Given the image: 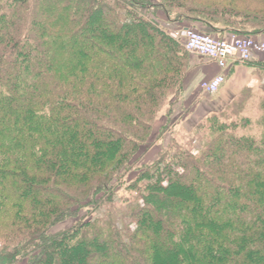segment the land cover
I'll use <instances>...</instances> for the list:
<instances>
[{
  "label": "trees",
  "instance_id": "trees-1",
  "mask_svg": "<svg viewBox=\"0 0 264 264\" xmlns=\"http://www.w3.org/2000/svg\"><path fill=\"white\" fill-rule=\"evenodd\" d=\"M185 29L264 0H0V264H264V96L177 138Z\"/></svg>",
  "mask_w": 264,
  "mask_h": 264
},
{
  "label": "crops",
  "instance_id": "crops-1",
  "mask_svg": "<svg viewBox=\"0 0 264 264\" xmlns=\"http://www.w3.org/2000/svg\"><path fill=\"white\" fill-rule=\"evenodd\" d=\"M231 38L232 35L229 34L224 36L226 40H230ZM257 38L264 40V33ZM219 73V68L209 60L204 65L190 66L181 97V100L183 99V102H185V108H188L186 102H190L189 110L192 106L194 108L195 105L199 104V99L201 100L202 98L198 96L197 90H200L201 83ZM225 75L227 77L225 85L217 94L211 95L213 96V101L208 103L210 109H204L200 116L201 118L210 112L224 110L247 90L264 89V55H255L253 60L247 64L231 66L225 71ZM203 104L200 103L199 108Z\"/></svg>",
  "mask_w": 264,
  "mask_h": 264
},
{
  "label": "built area",
  "instance_id": "built-area-1",
  "mask_svg": "<svg viewBox=\"0 0 264 264\" xmlns=\"http://www.w3.org/2000/svg\"><path fill=\"white\" fill-rule=\"evenodd\" d=\"M175 38L183 41L189 53H195L215 64L220 73L201 83V90L209 95L217 94L226 83L225 71L231 66L247 64L255 55L264 54V40L251 36L223 40L193 29L176 33Z\"/></svg>",
  "mask_w": 264,
  "mask_h": 264
},
{
  "label": "rangeland",
  "instance_id": "rangeland-1",
  "mask_svg": "<svg viewBox=\"0 0 264 264\" xmlns=\"http://www.w3.org/2000/svg\"><path fill=\"white\" fill-rule=\"evenodd\" d=\"M171 29H173V31H178L177 30L178 28H174L173 26H171ZM203 32L206 34L212 35V34L207 33L205 31H203ZM175 35H176V33L174 34V36ZM212 36L216 37L215 35H212ZM180 43H181L182 47L184 48V43H183L182 39H181ZM187 53L189 54L190 66H194V65L197 66V65L206 64L207 60L205 58H203V57H201L195 53H192V54H190L189 52H187ZM247 92L250 93V95H251V97L248 99V104H247V107L250 109L248 114L252 115L253 117H257L259 112L256 110L257 108L255 110L253 109L252 104L254 102H257L259 98L264 96V89L250 90ZM197 94H198V96H200V98H202L201 100L199 99V104L204 103L201 108H199V104H197V105H195L194 108H193V106L191 107L188 114H185V113L182 114L183 109H185V104H184L185 102H183V99L182 100L178 99V105L175 107V109H176L175 119L180 120V121H179L178 125H176L174 127V130H176V131H174L173 133H177L174 135H176L177 138H179L180 140H181V138L185 140V136H187V133H189L192 130V128L196 125V122L200 120V118H201L200 116L202 115V112L204 111V109H207V110L210 109V106L208 103L213 101V98H212L213 96L203 93V91L201 89L197 90ZM189 103L190 102H186V106L188 108L190 107ZM164 112L165 111H163V113ZM177 115H178V117H176ZM183 122H184V124H183ZM168 134L166 133V141L167 142L172 139V137ZM158 146L159 145L155 146L152 149L150 148L149 150L147 147L143 148V151L139 155L142 164L146 163V162H153L156 159L158 149H159ZM133 176L134 175H132V177ZM119 192H120L119 193L120 196L125 195V192L123 190H121ZM74 222H75V220H71V221L66 222L62 225H59L55 228V231L66 229V228L72 226L74 224Z\"/></svg>",
  "mask_w": 264,
  "mask_h": 264
}]
</instances>
